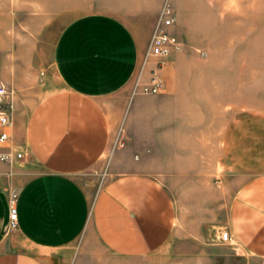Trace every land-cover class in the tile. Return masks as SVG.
I'll use <instances>...</instances> for the list:
<instances>
[{
	"label": "crops",
	"instance_id": "1",
	"mask_svg": "<svg viewBox=\"0 0 264 264\" xmlns=\"http://www.w3.org/2000/svg\"><path fill=\"white\" fill-rule=\"evenodd\" d=\"M163 2L0 0V80L24 152L0 160V264H264V126L218 110L228 86L188 50L159 63L157 93L133 91ZM170 2L181 38L199 2ZM56 16L72 17L48 61L41 39ZM119 124L124 141L92 196L77 176Z\"/></svg>",
	"mask_w": 264,
	"mask_h": 264
},
{
	"label": "rangeland",
	"instance_id": "2",
	"mask_svg": "<svg viewBox=\"0 0 264 264\" xmlns=\"http://www.w3.org/2000/svg\"><path fill=\"white\" fill-rule=\"evenodd\" d=\"M198 2L199 6L193 8L198 17L192 18L195 22H191L189 34L179 38L183 42L182 50H188L192 60L199 65H215L213 79L224 81L228 86L230 98L215 104L218 110L225 114L230 112V121L234 113L245 115L247 126H264V0ZM71 17L56 16L43 33L41 47L47 51L48 61L60 29ZM123 141L119 124L104 158L77 176L92 196L105 180L110 155ZM220 173L221 168L217 167L215 185L220 180L216 174Z\"/></svg>",
	"mask_w": 264,
	"mask_h": 264
},
{
	"label": "built area",
	"instance_id": "3",
	"mask_svg": "<svg viewBox=\"0 0 264 264\" xmlns=\"http://www.w3.org/2000/svg\"><path fill=\"white\" fill-rule=\"evenodd\" d=\"M175 22L174 10L170 0H164L160 7L154 25L152 27L145 51L142 54L140 66L134 78L133 91L140 89L144 93H157L161 86L159 77V63L174 52L181 51L183 42L169 32L168 28ZM158 59L156 65L149 70L147 78H143V70L149 59ZM12 92L8 86L0 80V160L11 163L23 157V148L11 143L9 128L12 123ZM16 193L9 197L8 229H16L18 226V214L15 206ZM221 242L229 240V232L223 230L219 237Z\"/></svg>",
	"mask_w": 264,
	"mask_h": 264
}]
</instances>
